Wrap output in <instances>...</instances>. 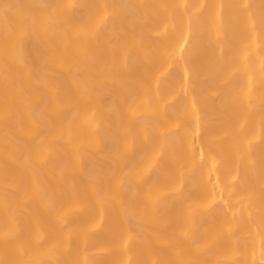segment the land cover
<instances>
[{"label":"bare ground","instance_id":"6f19581e","mask_svg":"<svg viewBox=\"0 0 264 264\" xmlns=\"http://www.w3.org/2000/svg\"><path fill=\"white\" fill-rule=\"evenodd\" d=\"M0 264H264V0H0Z\"/></svg>","mask_w":264,"mask_h":264}]
</instances>
